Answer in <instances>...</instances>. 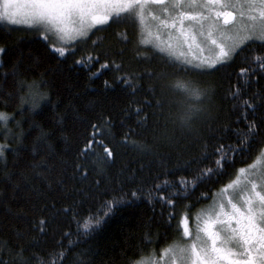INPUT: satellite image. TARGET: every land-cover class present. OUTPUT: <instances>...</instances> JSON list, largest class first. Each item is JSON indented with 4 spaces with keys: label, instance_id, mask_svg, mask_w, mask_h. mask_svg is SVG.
I'll return each mask as SVG.
<instances>
[{
    "label": "trees",
    "instance_id": "1",
    "mask_svg": "<svg viewBox=\"0 0 264 264\" xmlns=\"http://www.w3.org/2000/svg\"><path fill=\"white\" fill-rule=\"evenodd\" d=\"M98 28L86 43L60 57L43 39L0 24V46L5 50L0 61V112L10 117L7 130H0V144L8 146L0 157V259L6 264H19L16 254L21 250L25 258L36 254L47 259L53 249L61 251V242L69 245V241L73 244L63 264H74L81 254L90 264H127L125 257L138 260L153 250L158 255L181 236V228L177 229L184 205L192 204L193 213L207 204L264 146V107L247 121L237 122L244 110L234 107L238 102L230 98L237 86L246 93L244 98L264 93V73L252 64L254 56L264 55L259 42L202 76L186 71L188 66L181 63L170 66L153 45L142 42L137 23ZM89 55L98 61L87 67L76 63ZM106 62L110 67L97 72ZM114 65H121L119 71ZM244 67L256 69L248 84L246 77L238 76ZM118 76H129L132 86ZM21 81L42 82L46 98L38 107H32ZM176 81L212 89L204 100L209 118L197 120L193 132L170 118L177 107L170 102L183 96L177 89L162 91V85ZM161 99L163 106L157 107ZM253 119L259 124L256 140L262 143L254 144L250 156L244 154L248 158L237 154L225 175L201 184L189 199L177 201L175 209L156 199L172 189L160 193L154 185L165 179H192L198 170L214 167L217 157L209 156L203 163L191 164L192 171H175L188 161H199L221 143L235 145L234 130L247 131L246 123ZM92 125L105 131L93 137ZM165 129L171 140L161 137ZM92 139L103 140L113 157H106L98 144L86 148ZM168 171L175 175L166 176ZM201 194L208 198L198 199ZM172 211L175 219L169 217ZM90 217L92 227L84 235L79 229ZM95 219H100L98 225ZM42 220L46 224L41 225ZM66 233L71 235L64 239ZM145 236L158 243H147Z\"/></svg>",
    "mask_w": 264,
    "mask_h": 264
},
{
    "label": "snow or ice",
    "instance_id": "2",
    "mask_svg": "<svg viewBox=\"0 0 264 264\" xmlns=\"http://www.w3.org/2000/svg\"><path fill=\"white\" fill-rule=\"evenodd\" d=\"M0 20L7 21L13 25L27 26L25 31H33L52 45L62 44V47H53V51L60 57L68 54V49L73 44L87 42L90 33L100 30L97 26H111L132 21L139 23L141 35L145 33L153 36L152 27L155 26L157 33L160 31H173L183 37V43L189 40L195 41L197 35L203 37V43L208 44L214 55L194 67H188L186 71H196L199 75L208 76L218 66L232 61L236 55L244 51L250 44L259 42L264 46V0H0ZM221 21L223 23L221 24ZM207 25V27H206ZM219 34V35H217ZM159 40V36L155 37ZM126 39V37H125ZM148 43L147 40L142 41ZM96 42L93 41V44ZM182 47V45H178ZM156 51L162 58L166 59L170 66L190 62L182 57L184 52H177L171 43L163 41L155 45ZM189 47L191 44L189 43ZM199 47V45H197ZM201 51L204 49L201 48ZM5 51L0 48V52ZM98 57L90 55L84 59L77 60V64L85 67L92 60L98 61ZM252 64L257 65L260 72L264 73V55H257L252 58ZM119 71L121 65H114ZM110 67L109 63L100 65L97 72ZM255 68H241L238 76L246 77L245 84L249 83ZM95 76L96 73H92ZM150 75H157L150 73ZM164 74H160L163 78ZM117 80H123L127 86H132V79L129 76H118ZM42 82L32 81L25 84L20 82L21 88H28V97L31 99L32 107H38L39 103L46 98L41 91ZM105 86H110L105 81ZM166 88L177 89L182 93L183 98L170 103L176 104V111L170 113L174 125L188 132L195 131L193 125L197 120L208 119L207 109L204 107V100L209 96L211 88L193 87L191 81H176L174 84L162 85V91ZM246 93L237 86L235 91L230 92V98L237 101L243 112L237 118L247 121L249 115H255L260 107H264V93L257 92L244 98ZM25 97H21L23 102ZM157 107L163 106V99L157 100ZM139 114L142 109H137ZM10 121L8 114L0 112V124L7 130ZM107 123V121H105ZM93 137L105 131L98 125H92ZM247 131L236 129L237 143L219 144L212 153H207L199 159L186 162L183 167L178 166L175 171H192L191 164L203 163L209 156L217 159L212 161L214 167H207L196 172L192 179L179 177L177 179H165L162 183L154 185L157 192L164 193L172 189L166 195L156 199L162 201L168 207L175 209L177 201L189 199L190 193L197 187L215 177L219 179L225 175V168L234 164L239 154L246 159L244 154L249 156L253 151L254 144H261L256 140L259 131V124L255 119L246 123ZM161 137L171 140L167 130L161 132ZM7 138V136L5 137ZM93 144L103 147L106 157H113V151L105 146L103 140H89L85 146L92 148ZM6 144H0V157L7 149ZM206 147V146H205ZM231 154V156H230ZM257 158L264 159V147L256 150ZM79 167V165H78ZM175 171H168L166 176L175 175ZM238 173H244L245 182L243 187H237L238 181L232 180L220 189V201L214 199L210 206L211 214L207 219L201 220L203 210L193 217L191 213L192 204H185V212L180 215L178 222L179 231L183 229L181 240L187 238L191 243H174L164 250L170 256L173 264H264V165L256 168L255 162L247 169L241 168ZM136 196V193H132ZM151 195V194H150ZM215 195V194H214ZM207 194H201L198 199H207ZM119 203L113 201L112 204ZM111 207V205H106ZM176 212L169 213L170 219L176 218ZM92 219L85 220L79 230L87 235L92 227ZM196 221L195 236L193 238L190 224ZM41 225L46 224L45 220L40 221ZM100 219H95L98 225ZM79 224V222H78ZM43 230V229H42ZM71 233H66L67 239ZM147 243H158L150 236H145ZM72 241L69 245L61 242V251L53 249L48 258L39 257L36 254L25 258L22 251L18 252L19 264H31L33 260L37 264H63L68 258ZM62 259H57L61 258ZM154 250L146 255H141L138 260L125 257L127 264H160L155 259ZM0 264H6L0 259ZM74 264H90L84 254L76 257Z\"/></svg>",
    "mask_w": 264,
    "mask_h": 264
},
{
    "label": "rangeland",
    "instance_id": "3",
    "mask_svg": "<svg viewBox=\"0 0 264 264\" xmlns=\"http://www.w3.org/2000/svg\"><path fill=\"white\" fill-rule=\"evenodd\" d=\"M223 22L221 21V24ZM0 24L2 26H4L5 28H7L8 30H11L13 32H20V33H24L28 34V35H34L37 36L41 39L42 36L37 34L36 32L33 31H25L23 29H25L27 26L25 25H13V24H9L7 21L4 20H0ZM137 26H139L140 29V33H141V27L139 25V23H137ZM101 27V26H97ZM207 27V25H206ZM152 32H153V36H148L146 33L142 36L143 40H147L151 45H153V47H155L156 44L160 43V41H163L165 44L167 43H171L173 45V47L176 48L177 52H184L185 56L182 57L181 59L183 60L184 58H186L190 63L185 65L183 63V65L185 66H190V67H194L196 64L202 62L205 59L210 58L211 56L214 55V50L208 45L203 43V37H200L199 35H197L196 40L195 41H191L189 40V43L191 44V47H189V43H183L184 38L183 37H179L178 39V33L177 32H173L171 30L169 31H160L159 33H157V30L155 28V26L152 27ZM92 33V32H91ZM90 33V34H91ZM89 34V35H90ZM159 36V40H157L155 37ZM219 35V34H217ZM44 40V39H43ZM45 41V40H44ZM47 42V41H46ZM50 46L51 49H53V47H62V44L56 43L55 45H52L50 42H47ZM76 44L71 45V47L68 50H71L74 48ZM178 45H182V47L178 46ZM197 45H199V47H197ZM0 48L4 49L2 46H0ZM156 48V47H155ZM203 48L204 50L201 51L200 49ZM3 52H0V61H1V56H2ZM4 126L2 124H0V130L3 128ZM264 147V146H263ZM255 162L256 168H259L260 166L264 165V159H258L256 158L251 164L249 165H253V163ZM248 165V166H249ZM248 166L244 167L245 169L248 168ZM245 175L244 173H238L235 175V177L233 178V180H237L239 183L237 185V187H243V184L245 182ZM228 184V183H227ZM225 184V185H227ZM225 185L221 186L213 195L212 199L205 205H203L201 208H199L197 211L193 212L192 215L193 217L195 216L196 213L201 212V210H203V215L201 216V220L203 221L204 219H207L208 216L211 214V210H210V206L213 205V201L215 199V201L217 203H219L220 201V189L222 187H224ZM190 228L192 230V235L193 238L195 236V229H196V221L195 219L192 220L191 224H190ZM181 232L183 234V229L181 228ZM182 234L179 238H177L172 244L174 243H191V240H188L187 238H185L184 240H181ZM170 245H168L165 249H167ZM164 249V250H165ZM164 250H162L161 254L159 255H155V259L157 260H161L163 256V261L168 263V264H173L172 259L170 256L166 255ZM161 257V258H160Z\"/></svg>",
    "mask_w": 264,
    "mask_h": 264
},
{
    "label": "flooded vegetation",
    "instance_id": "4",
    "mask_svg": "<svg viewBox=\"0 0 264 264\" xmlns=\"http://www.w3.org/2000/svg\"><path fill=\"white\" fill-rule=\"evenodd\" d=\"M175 240H176V239H175ZM175 240H174V241H175ZM174 241H173V242H174ZM173 242H171L170 244H172ZM170 244H168V245H170ZM168 245H166L162 250H164ZM161 252H162V251H161ZM160 254H161V253H160ZM160 254H159V255H160ZM163 256H164V255H163ZM163 256H161L162 259H163ZM161 257H160V258H161ZM162 259L160 260V264H168V263L164 262Z\"/></svg>",
    "mask_w": 264,
    "mask_h": 264
},
{
    "label": "water",
    "instance_id": "5",
    "mask_svg": "<svg viewBox=\"0 0 264 264\" xmlns=\"http://www.w3.org/2000/svg\"><path fill=\"white\" fill-rule=\"evenodd\" d=\"M223 22V21H222Z\"/></svg>",
    "mask_w": 264,
    "mask_h": 264
}]
</instances>
